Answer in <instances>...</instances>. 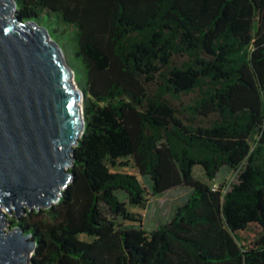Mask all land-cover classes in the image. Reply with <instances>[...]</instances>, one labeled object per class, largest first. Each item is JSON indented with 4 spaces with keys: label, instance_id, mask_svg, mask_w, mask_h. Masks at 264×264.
<instances>
[{
    "label": "trees",
    "instance_id": "obj_1",
    "mask_svg": "<svg viewBox=\"0 0 264 264\" xmlns=\"http://www.w3.org/2000/svg\"><path fill=\"white\" fill-rule=\"evenodd\" d=\"M14 2L69 44L84 94L72 182L52 208L15 218L35 242L29 264H264V0ZM126 158L153 197L191 190L152 232L116 223H141L118 192L147 203L136 177L106 165ZM196 166L208 181L238 176L224 193L195 181Z\"/></svg>",
    "mask_w": 264,
    "mask_h": 264
},
{
    "label": "water",
    "instance_id": "obj_2",
    "mask_svg": "<svg viewBox=\"0 0 264 264\" xmlns=\"http://www.w3.org/2000/svg\"><path fill=\"white\" fill-rule=\"evenodd\" d=\"M15 10L14 0H0V264H29L35 248L21 226L2 232L1 208L18 220L57 204L84 131V94L58 46Z\"/></svg>",
    "mask_w": 264,
    "mask_h": 264
},
{
    "label": "rangeland",
    "instance_id": "obj_3",
    "mask_svg": "<svg viewBox=\"0 0 264 264\" xmlns=\"http://www.w3.org/2000/svg\"><path fill=\"white\" fill-rule=\"evenodd\" d=\"M12 14L11 16H13ZM40 27V26H39ZM49 42L53 43L54 41L48 38ZM58 46V52L60 55L61 60L65 64V66L72 72V70L69 68V59H70V49L69 44L65 40H59L57 42H54ZM73 73V72H72ZM74 76V75H73ZM70 82L73 83V85L77 88V90L80 91L79 87L77 86V83L75 81V78H71ZM84 98L80 101L79 105L82 108ZM256 139V138H255ZM109 171L111 173H122L127 174L130 176H134L137 178L138 182L144 188L145 191V198L147 200L146 206L143 210H140L136 207H131L128 204L127 197L125 194L118 192L117 196L120 200V202L125 203L126 210L133 215H138L141 218V223H130V222H123L120 219L116 220L117 224L126 226V227H141L142 230L145 232H152L154 231L159 225L166 224L170 221L172 218L176 208L183 206L186 201L188 200L191 190L190 189H176L171 190L166 193H164L161 196L153 197L151 194V183L148 177H141L134 165V162L129 159H122L119 160L115 167H112L109 163H106ZM238 176V171H231L227 168H223L219 174L217 175L216 179L214 181H208L207 178L204 175V172L201 167L196 166L192 169V177L195 181L200 182L202 184H205L212 190H216L218 187H223V192H227L230 187L236 182V178ZM45 211V210H42ZM2 214L5 216L4 222L5 224L4 228H2V232L4 234H7L9 231H12L14 227L16 226L17 222H15L14 214L11 212L10 216L8 215L6 209L1 208ZM41 212V211H40ZM35 210L31 212V214H34ZM42 218L45 217V215H41ZM19 219H23L22 222L27 223L26 215L19 216ZM20 222L19 224H22ZM4 225V223L0 224ZM80 240L85 242H90L91 239L87 238L85 236H80ZM33 255V252L29 254V257L31 259Z\"/></svg>",
    "mask_w": 264,
    "mask_h": 264
}]
</instances>
